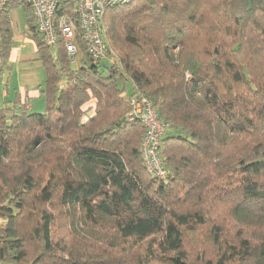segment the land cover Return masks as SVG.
<instances>
[{
  "label": "trees",
  "instance_id": "trees-1",
  "mask_svg": "<svg viewBox=\"0 0 264 264\" xmlns=\"http://www.w3.org/2000/svg\"><path fill=\"white\" fill-rule=\"evenodd\" d=\"M45 71L42 113L0 102V264H264V0H133L105 10L116 61L79 66L11 11ZM9 81V80H8ZM133 97L168 124L149 172Z\"/></svg>",
  "mask_w": 264,
  "mask_h": 264
},
{
  "label": "built area",
  "instance_id": "built-area-1",
  "mask_svg": "<svg viewBox=\"0 0 264 264\" xmlns=\"http://www.w3.org/2000/svg\"><path fill=\"white\" fill-rule=\"evenodd\" d=\"M133 0H0V12L10 3H24L31 9L37 31L43 42L51 47L62 45L70 65L78 63L82 52L78 38L83 42L94 63L116 61L108 51L102 17L108 8ZM130 120L139 121L146 129L142 147L143 159L149 172L165 179L167 171L160 157V147L167 133L156 109L145 98L130 100Z\"/></svg>",
  "mask_w": 264,
  "mask_h": 264
},
{
  "label": "crops",
  "instance_id": "crops-1",
  "mask_svg": "<svg viewBox=\"0 0 264 264\" xmlns=\"http://www.w3.org/2000/svg\"><path fill=\"white\" fill-rule=\"evenodd\" d=\"M15 24L16 22L12 19L14 43L8 65L10 66V71H13L14 67H16L18 73L17 87L15 88L16 92L13 93L10 88V81L7 80V85H4V87L0 85V102L11 105V102L20 98L21 101L28 102L30 106L33 98L43 95V87H41V79L39 75L40 70L42 69V64L38 59L35 43L26 36L28 26H25V32L21 34V31L18 32L15 30ZM25 49H30L31 53L29 55L26 54ZM6 74L7 73H5L4 76H6Z\"/></svg>",
  "mask_w": 264,
  "mask_h": 264
},
{
  "label": "rangeland",
  "instance_id": "rangeland-1",
  "mask_svg": "<svg viewBox=\"0 0 264 264\" xmlns=\"http://www.w3.org/2000/svg\"><path fill=\"white\" fill-rule=\"evenodd\" d=\"M11 19H13L16 22V31L20 32L21 34L24 33V28L27 25V15L25 13V11L21 8H15L11 11ZM18 23V25H17ZM14 32V31H13ZM26 54H30L31 50L30 49H25ZM37 62V61H36ZM80 64V60L78 61V63L71 65L73 69H76ZM103 64L108 65L109 64V60H104ZM17 70L16 67H14L13 71L7 72L6 76H2L0 77V85H2V87H4V85H7V80L10 81V88L12 90L13 93L16 92L15 88L17 87ZM40 79H41V87H44V83H45V71L42 68L40 70ZM30 107L32 109V112L35 113H42L44 111V107H45V99L42 96L40 97H35L31 100L30 103Z\"/></svg>",
  "mask_w": 264,
  "mask_h": 264
}]
</instances>
